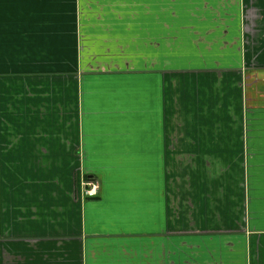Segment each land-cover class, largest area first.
<instances>
[{
  "label": "crops",
  "instance_id": "1",
  "mask_svg": "<svg viewBox=\"0 0 264 264\" xmlns=\"http://www.w3.org/2000/svg\"><path fill=\"white\" fill-rule=\"evenodd\" d=\"M9 255L264 264V0H0Z\"/></svg>",
  "mask_w": 264,
  "mask_h": 264
},
{
  "label": "rangeland",
  "instance_id": "2",
  "mask_svg": "<svg viewBox=\"0 0 264 264\" xmlns=\"http://www.w3.org/2000/svg\"><path fill=\"white\" fill-rule=\"evenodd\" d=\"M31 91H32V90H30V92H31ZM86 176H87V172H83V171H82V173H80V175H78V184H77V185H81V190H82L85 194H87V192H86V189H87L86 186L88 185L87 182L90 180V179H86ZM99 182H100V181H99ZM94 183H96V189H95V192H94L93 194L96 195L100 183H98V181H97V182L95 181ZM88 186L92 187L91 185H88ZM100 186H101V185H100ZM87 195H89V194H87ZM5 259H6V260H3L4 264H18V263H16V259H17L18 262H21V261H22V258H20L21 261H19L18 258H14L15 260H14L13 262H11V260H10V259H11V256H10V255L7 256ZM5 261H6V262H5Z\"/></svg>",
  "mask_w": 264,
  "mask_h": 264
},
{
  "label": "built area",
  "instance_id": "3",
  "mask_svg": "<svg viewBox=\"0 0 264 264\" xmlns=\"http://www.w3.org/2000/svg\"><path fill=\"white\" fill-rule=\"evenodd\" d=\"M87 184L92 186V187H90L88 185L86 186L87 194L94 195L93 193L95 192V189H96V183H94L93 181H88Z\"/></svg>",
  "mask_w": 264,
  "mask_h": 264
},
{
  "label": "trees",
  "instance_id": "4",
  "mask_svg": "<svg viewBox=\"0 0 264 264\" xmlns=\"http://www.w3.org/2000/svg\"><path fill=\"white\" fill-rule=\"evenodd\" d=\"M88 176V175H87Z\"/></svg>",
  "mask_w": 264,
  "mask_h": 264
}]
</instances>
